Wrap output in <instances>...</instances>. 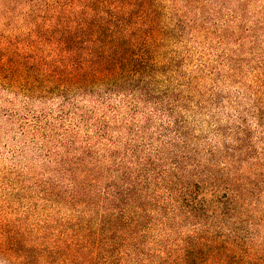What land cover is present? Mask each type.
<instances>
[{
    "label": "trees",
    "instance_id": "1",
    "mask_svg": "<svg viewBox=\"0 0 264 264\" xmlns=\"http://www.w3.org/2000/svg\"><path fill=\"white\" fill-rule=\"evenodd\" d=\"M0 88L32 264H264V0L20 2Z\"/></svg>",
    "mask_w": 264,
    "mask_h": 264
},
{
    "label": "rangeland",
    "instance_id": "2",
    "mask_svg": "<svg viewBox=\"0 0 264 264\" xmlns=\"http://www.w3.org/2000/svg\"><path fill=\"white\" fill-rule=\"evenodd\" d=\"M39 1L46 0H0V13L13 5L19 6L20 2ZM17 144L0 136V264H17L23 259L32 264L31 240L40 235L47 239L51 234L47 225L50 212L45 205L35 204L38 193L28 181L29 177L24 180L8 169L15 163L9 150ZM34 149L30 148L32 152ZM15 160L18 163L20 159Z\"/></svg>",
    "mask_w": 264,
    "mask_h": 264
}]
</instances>
